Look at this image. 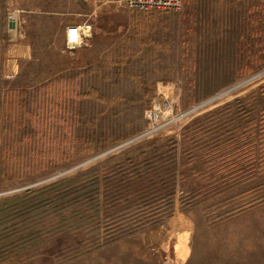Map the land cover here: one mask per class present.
<instances>
[{"label":"rangeland","instance_id":"rangeland-1","mask_svg":"<svg viewBox=\"0 0 264 264\" xmlns=\"http://www.w3.org/2000/svg\"><path fill=\"white\" fill-rule=\"evenodd\" d=\"M187 7L181 15L105 0H0V264H264V137L240 136L237 120L230 135L196 145L210 124L202 114L233 103L222 113L240 118L234 102L252 92L264 107V5L250 25L263 34L231 50ZM65 23L88 27L73 50ZM202 38L211 57L194 70ZM253 63L263 95L232 88L240 80L207 87ZM150 109L157 124L145 118ZM143 157L176 161L172 207L158 198L114 216L105 197L137 182L125 159ZM115 165L121 171H109ZM83 173V183H68ZM96 191L104 201L95 212L85 196Z\"/></svg>","mask_w":264,"mask_h":264},{"label":"crops","instance_id":"crops-1","mask_svg":"<svg viewBox=\"0 0 264 264\" xmlns=\"http://www.w3.org/2000/svg\"><path fill=\"white\" fill-rule=\"evenodd\" d=\"M187 3L193 4L192 19L194 20V22H197L199 20L201 23L204 22L210 25L215 24V31L224 32L223 45L218 46L219 48L224 47L225 49L229 48L228 50H231L236 44H238V47L243 48L244 43L247 44L251 37H258L260 33L263 34V31L259 30V28H251L250 25L255 23L259 24V21L256 19L259 10L258 4L264 5V0H183L181 9L179 10V13L181 15H186L187 11H189L187 9L189 8L187 7ZM212 5L215 6L216 16L214 18H210L209 20V17L207 15L211 12ZM207 7H209L210 9L208 14H206L205 12V9ZM74 24L79 25L76 23H65L64 36L66 33V27ZM212 31H214L213 28ZM201 36L203 37V35ZM205 38L201 39L200 44L198 40L196 41L198 42V44H195V52L193 54L194 70L200 64H204L205 57H211V52L209 54L207 52H204L208 51L204 48H208V46L211 45H203V43L205 44L210 41V39L206 40ZM210 43L212 42L210 41ZM259 66L260 65H255L254 63L252 65H247L243 68L238 69L237 75L235 77L233 76L231 79H227L225 83L207 87L217 89L225 88L232 85V82L240 80V84L233 86L232 88L240 86L244 88L248 86L247 88L250 89H259L262 82L256 81L260 75H254L256 72H259L261 70L259 69ZM224 71L223 72L226 73L227 71H229V69L225 68ZM251 83L253 84L250 85ZM260 101V97H256L254 92H252L248 96L241 98L242 113L240 118L237 115L222 113L223 111L218 113L219 110H225V107L217 108L215 113L210 112L208 114H202L199 117V122L206 120L210 122V133L205 135L204 140L213 139L214 135L216 134V136H220L221 134H225L226 136L230 135L231 133H233V131H235L234 127H236L237 125V120L238 124L240 122L241 125L240 136L244 137V135L246 136L249 133H253L254 136L258 137L264 136V111L263 108H259L261 104ZM227 105L232 107L233 103ZM207 117L210 118L207 119ZM225 139H227V137H225Z\"/></svg>","mask_w":264,"mask_h":264},{"label":"trees","instance_id":"trees-1","mask_svg":"<svg viewBox=\"0 0 264 264\" xmlns=\"http://www.w3.org/2000/svg\"><path fill=\"white\" fill-rule=\"evenodd\" d=\"M259 90H260V93L262 94V87H260ZM73 93H74V91H73V89H71L70 95L75 96V94H73ZM263 93H264V90H263ZM77 97L83 98V97H87V95H85V96L84 95H77ZM234 103H235L234 105H236V104L241 105L240 104L241 102L237 101V100ZM237 107H239V106H237ZM230 108H231V106H229V105L225 106V111L229 112ZM222 111H224V109L219 110L218 113L222 112ZM263 111H264V107H263ZM209 131H210L209 128H207V130H205V133L208 134V133H210ZM209 140H211V139L204 140V142H202V143L201 142L198 144L196 143V145L202 146L204 144L210 143V142H208ZM67 142L69 143V141H67ZM215 143L219 144V141L215 140ZM165 145H167L168 148H175V147H177V141H175L174 139H167L165 141ZM152 152H155V150H153ZM189 152H192V150H190ZM189 152H187L185 154V156L189 155L190 154ZM215 153L218 154L217 151H215ZM60 154H61L60 150L54 149L50 154H48V157L51 156V158L57 159L60 157ZM141 154L145 155L146 152H141ZM152 157H153V155H152ZM190 157L191 156H188V159H190ZM125 160H126V163H128L130 167L134 168L135 173L137 174V179H136L137 182L127 183L125 185V189H122L123 192L119 188H116L114 190L116 193L108 194V196L105 197V199H106L105 202H109L108 208H109V210L112 211V214L115 216V214L119 212V207H123V208L127 209L129 207L137 205L138 202L150 204V203H152V201L154 199H158V198L159 199L164 198L166 200L165 203L167 204L168 209L170 207H172L173 195L175 193V185H176V181L173 179L175 176L176 168H177L176 161L172 160L174 162L173 164H170L169 167H166V166L164 167L165 164H163L161 161H159L158 164L156 165V164L152 163L153 161L150 158H146V157H143L139 162H137L138 164L134 163L133 159H131V158L130 159L128 158ZM158 160H160V157L158 158ZM220 161H221V159H220ZM226 161L227 160L223 161V163ZM223 163H222V165H223ZM139 165H141V167H142V170H143L142 172L139 171ZM230 165H232V164H230ZM120 166L121 165H115L109 171H111V170L121 171ZM223 166H226V165H223ZM232 166L234 167V165H232ZM236 170H238V169H236ZM140 173H142V174H140ZM191 173H193V172H191ZM92 174L94 176H96L97 171L93 170ZM78 177L79 178L76 181H71L68 183L78 182V184H80L79 182L83 183L82 181L87 179V176L84 173L79 175ZM126 181L129 182V180H126ZM63 183L64 182H61L59 185H61ZM219 183L221 184L220 188H223L222 185H224V182L221 181ZM121 193H124V195ZM96 194L97 195H95V196H91L90 194H87L85 196L88 204L92 205L95 208L94 209L95 212L97 209H99L101 202L104 201L103 200L104 197L102 198V196H100V193L98 194V192H97ZM214 194L215 193L212 194V192L210 191V195L208 197L213 196ZM105 195H106V193L103 194V196H105ZM114 195H116V196H114ZM119 197H122V200L119 199ZM203 200H205V198H203ZM96 222L99 226L100 224L98 222V218L96 219Z\"/></svg>","mask_w":264,"mask_h":264},{"label":"built area","instance_id":"built-area-1","mask_svg":"<svg viewBox=\"0 0 264 264\" xmlns=\"http://www.w3.org/2000/svg\"><path fill=\"white\" fill-rule=\"evenodd\" d=\"M108 3L123 6L126 9L148 13H166L176 12L181 9L183 0H105ZM88 29L85 25H70L66 27V33L64 38L65 47L68 50H73L78 47L82 39L86 37V30ZM73 32L75 36H73ZM159 106V105H158ZM145 118L151 124H157L160 121L159 113L150 109L146 112Z\"/></svg>","mask_w":264,"mask_h":264},{"label":"water","instance_id":"water-1","mask_svg":"<svg viewBox=\"0 0 264 264\" xmlns=\"http://www.w3.org/2000/svg\"><path fill=\"white\" fill-rule=\"evenodd\" d=\"M9 27H13V25L12 24H9Z\"/></svg>","mask_w":264,"mask_h":264},{"label":"clouds","instance_id":"clouds-1","mask_svg":"<svg viewBox=\"0 0 264 264\" xmlns=\"http://www.w3.org/2000/svg\"><path fill=\"white\" fill-rule=\"evenodd\" d=\"M73 36H75V33L73 32Z\"/></svg>","mask_w":264,"mask_h":264}]
</instances>
